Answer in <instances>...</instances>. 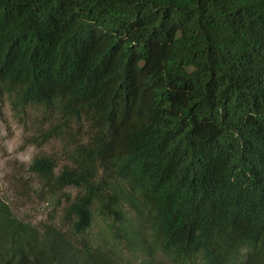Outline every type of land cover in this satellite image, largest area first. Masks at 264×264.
<instances>
[{"label":"trees","instance_id":"16d2710c","mask_svg":"<svg viewBox=\"0 0 264 264\" xmlns=\"http://www.w3.org/2000/svg\"><path fill=\"white\" fill-rule=\"evenodd\" d=\"M2 99L66 163L59 225L0 195V264H264V0H0Z\"/></svg>","mask_w":264,"mask_h":264},{"label":"rangeland","instance_id":"374dc122","mask_svg":"<svg viewBox=\"0 0 264 264\" xmlns=\"http://www.w3.org/2000/svg\"><path fill=\"white\" fill-rule=\"evenodd\" d=\"M48 125L39 109L15 111L6 99L0 100V195L19 219L35 226L55 216L52 222L55 225L60 222L56 200L46 196L28 173L31 161L40 155L52 156L59 166L66 163L64 145L59 140L52 139L41 147L32 143ZM106 229V223L95 216L89 237L101 242L107 238ZM135 256L128 252L125 254V258L131 261Z\"/></svg>","mask_w":264,"mask_h":264}]
</instances>
